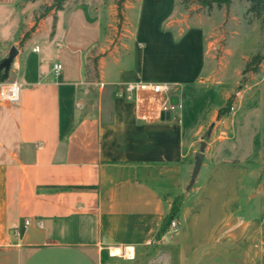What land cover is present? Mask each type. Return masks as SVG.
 <instances>
[{"label": "crops", "instance_id": "crops-1", "mask_svg": "<svg viewBox=\"0 0 264 264\" xmlns=\"http://www.w3.org/2000/svg\"><path fill=\"white\" fill-rule=\"evenodd\" d=\"M36 1L0 0V63L17 49L2 83L20 86L16 101L0 102V264H264V229L228 211L235 196L223 202L219 224L191 225L204 212L188 210L190 224L158 235L173 199L191 184L196 151L176 91L128 99L123 87L177 89L192 78L185 62L153 48L152 36L169 38V30L138 17L135 44L115 55L101 46L111 35L99 6L68 2L36 23ZM172 99L161 120V104ZM218 170H207L202 193H217Z\"/></svg>", "mask_w": 264, "mask_h": 264}, {"label": "rangeland", "instance_id": "rangeland-1", "mask_svg": "<svg viewBox=\"0 0 264 264\" xmlns=\"http://www.w3.org/2000/svg\"><path fill=\"white\" fill-rule=\"evenodd\" d=\"M53 1L37 0L31 20L37 23ZM68 2L99 6L100 18L109 25L106 30L111 35L110 42H101L106 53L116 55L135 44L130 33L139 17L151 29L161 27L171 34L169 38L152 36L156 51L172 55L170 60L177 66L186 63L191 67L192 78L170 92L176 91L181 99L180 119L192 150L199 151L200 143L205 142L207 159L195 181L184 187L182 207L175 218L178 227L192 220L191 225L219 224L223 202L235 196L238 202L227 204L228 211L235 209L244 220L254 219L264 229V59L256 72L247 66L262 50L264 10L250 11L244 0H231L228 6L213 4L211 8L196 0H66L64 5ZM22 9L27 11L29 6ZM10 33L9 28L3 35ZM141 44H146L145 40ZM172 46L176 51H171ZM96 60L91 58L88 64L92 83L97 78ZM230 97L229 112L218 118L217 111ZM213 164L220 169L221 182L217 193L205 194L202 183ZM237 178L241 179L239 185ZM188 210H201L204 217L187 219ZM263 237L264 232L260 240Z\"/></svg>", "mask_w": 264, "mask_h": 264}, {"label": "trees", "instance_id": "trees-1", "mask_svg": "<svg viewBox=\"0 0 264 264\" xmlns=\"http://www.w3.org/2000/svg\"><path fill=\"white\" fill-rule=\"evenodd\" d=\"M65 1L66 0H54L51 5H48V7L44 8L45 12H43L41 17L45 16L51 10H55V11L61 10L63 8ZM196 1L198 4L206 8H211L213 4L217 6H222V5L228 6L231 2V0H196ZM244 1L249 3L250 11H253L255 9H259L261 11L264 10V0H244ZM27 35L28 33H26L23 37H26ZM263 59H264V43L262 45V50L257 52L251 57L250 61L247 63V66H250L254 70V72H256L258 65L262 62ZM6 78H7L6 74L2 70H0V83L4 82ZM231 105H232V98L230 97L226 100L225 105L217 111V117L220 118L226 115L229 112ZM183 198L184 195H180L173 199L170 206V210L161 224V228L159 230L158 235H160V233L164 232L168 228L171 220L176 218V215L178 214L180 208L182 207Z\"/></svg>", "mask_w": 264, "mask_h": 264}, {"label": "built area", "instance_id": "built-area-1", "mask_svg": "<svg viewBox=\"0 0 264 264\" xmlns=\"http://www.w3.org/2000/svg\"><path fill=\"white\" fill-rule=\"evenodd\" d=\"M37 51V48L34 49ZM62 69V65L55 63L52 70L55 74H58ZM19 85L16 82L11 83H0V102L1 103H12L17 100ZM171 90V86L164 83H152V82H130L126 83L123 87V91L126 98L131 99L137 96L141 92H150L153 95L168 94ZM175 105L171 103H162L161 111H172ZM178 229V224L175 219L171 220L168 231L175 232Z\"/></svg>", "mask_w": 264, "mask_h": 264}, {"label": "water", "instance_id": "water-1", "mask_svg": "<svg viewBox=\"0 0 264 264\" xmlns=\"http://www.w3.org/2000/svg\"><path fill=\"white\" fill-rule=\"evenodd\" d=\"M17 53V49L15 47H12L5 59H3L0 63V70H2L5 74L8 72L9 67L11 63L13 62V59ZM177 101L175 99L171 100V104L175 105ZM170 112L169 111H163L160 114L161 120H168L169 119ZM205 148V142L200 143L199 151H197L194 155V165L192 169L191 179L190 183L192 184L195 181V178L200 170L202 160H203V150Z\"/></svg>", "mask_w": 264, "mask_h": 264}, {"label": "bare ground", "instance_id": "bare-ground-1", "mask_svg": "<svg viewBox=\"0 0 264 264\" xmlns=\"http://www.w3.org/2000/svg\"><path fill=\"white\" fill-rule=\"evenodd\" d=\"M113 251V250H112Z\"/></svg>", "mask_w": 264, "mask_h": 264}]
</instances>
